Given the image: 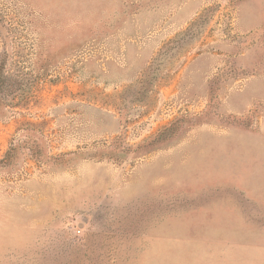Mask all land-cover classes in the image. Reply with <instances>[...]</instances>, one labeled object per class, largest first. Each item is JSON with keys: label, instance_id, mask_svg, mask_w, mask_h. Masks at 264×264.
<instances>
[{"label": "rangeland", "instance_id": "374dc122", "mask_svg": "<svg viewBox=\"0 0 264 264\" xmlns=\"http://www.w3.org/2000/svg\"><path fill=\"white\" fill-rule=\"evenodd\" d=\"M0 264H264V0H0Z\"/></svg>", "mask_w": 264, "mask_h": 264}]
</instances>
